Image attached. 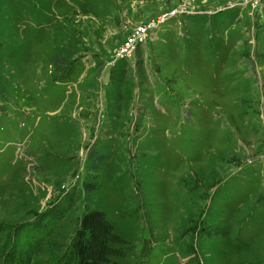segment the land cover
I'll use <instances>...</instances> for the list:
<instances>
[{
	"label": "rangeland",
	"instance_id": "1",
	"mask_svg": "<svg viewBox=\"0 0 264 264\" xmlns=\"http://www.w3.org/2000/svg\"><path fill=\"white\" fill-rule=\"evenodd\" d=\"M93 209L108 264H264V0H0V247Z\"/></svg>",
	"mask_w": 264,
	"mask_h": 264
},
{
	"label": "trees",
	"instance_id": "2",
	"mask_svg": "<svg viewBox=\"0 0 264 264\" xmlns=\"http://www.w3.org/2000/svg\"><path fill=\"white\" fill-rule=\"evenodd\" d=\"M63 211L57 207L54 216L61 217ZM45 240L39 239L32 243L23 253L9 248L0 247V264H43L36 261L35 254L42 253ZM125 243L115 231L114 224L107 218L104 211L93 209L87 211L76 230L69 246L67 261L64 264H108L113 256H123L121 245Z\"/></svg>",
	"mask_w": 264,
	"mask_h": 264
},
{
	"label": "built area",
	"instance_id": "3",
	"mask_svg": "<svg viewBox=\"0 0 264 264\" xmlns=\"http://www.w3.org/2000/svg\"><path fill=\"white\" fill-rule=\"evenodd\" d=\"M191 1V0H187ZM191 10L186 6H177L173 7L171 10L165 12L157 19V21H152L148 24L139 25L133 31L132 35L129 36L125 42H123L117 52L118 57H128L132 55V52L136 48L137 44L143 43L149 36L152 29L156 28L161 21H165L166 19L179 15V14H187Z\"/></svg>",
	"mask_w": 264,
	"mask_h": 264
}]
</instances>
